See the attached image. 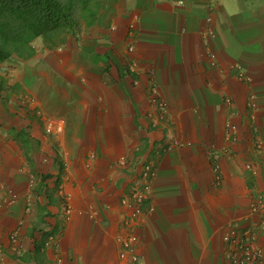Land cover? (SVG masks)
<instances>
[{"label": "crops", "instance_id": "obj_1", "mask_svg": "<svg viewBox=\"0 0 264 264\" xmlns=\"http://www.w3.org/2000/svg\"><path fill=\"white\" fill-rule=\"evenodd\" d=\"M77 32L0 63V264H225L264 222V0H103Z\"/></svg>", "mask_w": 264, "mask_h": 264}, {"label": "trees", "instance_id": "obj_2", "mask_svg": "<svg viewBox=\"0 0 264 264\" xmlns=\"http://www.w3.org/2000/svg\"><path fill=\"white\" fill-rule=\"evenodd\" d=\"M103 0H0V63L35 53L32 42L41 38L47 48L64 44L83 23L95 20ZM5 85L0 75V89Z\"/></svg>", "mask_w": 264, "mask_h": 264}, {"label": "built area", "instance_id": "obj_3", "mask_svg": "<svg viewBox=\"0 0 264 264\" xmlns=\"http://www.w3.org/2000/svg\"><path fill=\"white\" fill-rule=\"evenodd\" d=\"M239 76L246 81H250L249 76L240 73ZM156 90L153 91L155 93ZM254 95L250 96V106L254 108ZM229 101V100H227ZM161 108H166V103L163 100L158 101ZM59 129V127H57ZM150 185L131 187L127 196L123 199V203L129 209V216L131 219L136 220L141 212L142 205L148 197ZM16 195L12 191L1 200L0 206H11L16 202ZM151 209V208H150ZM250 213L257 214L264 211V199L257 197L250 205ZM264 231V222L261 220L249 223L247 226H239L237 224L231 225L229 230L223 234L224 242V260L225 264H262V249L259 244V237L261 232ZM17 240V232L11 236V241L14 243ZM136 236L131 235L121 240L122 251L120 252L121 259L127 258L131 263H137L138 257L135 253ZM47 246L56 245L54 236L49 235L45 241ZM1 255V252H0ZM58 264L63 262L58 261Z\"/></svg>", "mask_w": 264, "mask_h": 264}, {"label": "rangeland", "instance_id": "obj_4", "mask_svg": "<svg viewBox=\"0 0 264 264\" xmlns=\"http://www.w3.org/2000/svg\"><path fill=\"white\" fill-rule=\"evenodd\" d=\"M75 19H76V21H77V24H76V31H80V28L82 27V23H83V21H82V19L80 18V16L78 15V14H75ZM77 32V33H78ZM66 38H68V39H71L72 38V36H71V34H68L67 36H66ZM32 45L34 46V48L36 49V50H44V43H43V40L41 39V38H36L33 42H32ZM13 59H15V58H13ZM5 62H9V61H5ZM5 62H3L4 64H5ZM6 66H8L7 64H6ZM29 99V102L33 105V106H35V107H37V104L36 103H38L37 102V100L36 99H34V98H28Z\"/></svg>", "mask_w": 264, "mask_h": 264}]
</instances>
